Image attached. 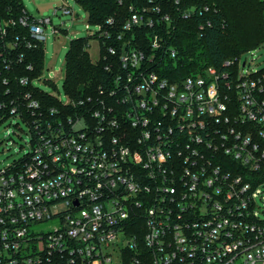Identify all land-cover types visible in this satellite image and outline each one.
I'll return each instance as SVG.
<instances>
[{
	"label": "built area",
	"instance_id": "obj_1",
	"mask_svg": "<svg viewBox=\"0 0 264 264\" xmlns=\"http://www.w3.org/2000/svg\"><path fill=\"white\" fill-rule=\"evenodd\" d=\"M50 21L0 4V122L29 128L26 154L0 168V264H264V71L241 72L239 56L222 64L234 78L163 76L151 64L161 48L176 56L165 42L178 20L130 5L117 33L112 17L90 30L110 72L98 93L46 105L41 72L20 63Z\"/></svg>",
	"mask_w": 264,
	"mask_h": 264
},
{
	"label": "trees",
	"instance_id": "obj_2",
	"mask_svg": "<svg viewBox=\"0 0 264 264\" xmlns=\"http://www.w3.org/2000/svg\"><path fill=\"white\" fill-rule=\"evenodd\" d=\"M87 13V21L91 24L104 23L109 17L117 24L115 33L120 31L121 24L129 15V6H149L157 4L163 10H169L172 17L177 18L176 28L172 36L166 40L165 46L176 49L175 57H171L161 49L156 50L151 68L172 80L190 74L202 72L205 67L213 66L218 71H230L234 78L238 71L234 63L230 67L223 66L225 60H233L242 52L264 43V0H76ZM1 5H9L13 12L21 14L25 8L21 0H0ZM207 5L208 10L203 7ZM195 7V11L187 18L180 16L179 10L184 7ZM199 8L202 9L201 13ZM207 21L210 24H207ZM203 24V28L200 25ZM61 30V29H58ZM64 31V30H61ZM151 28L137 31V42L147 53L150 49ZM94 36L71 39L66 54L65 91L69 98L79 100L98 93V86L106 81L110 72L104 70L106 60L100 58L93 62L87 51L89 40ZM116 45L115 39L109 41ZM102 53L105 52L104 48ZM43 44L37 43L26 50L20 63L21 73L24 67L32 63L33 74L43 69ZM264 71V69H261ZM34 95L46 105L61 106L56 97L34 86ZM230 92V91H229ZM230 94L236 95L234 90Z\"/></svg>",
	"mask_w": 264,
	"mask_h": 264
},
{
	"label": "rangeland",
	"instance_id": "obj_3",
	"mask_svg": "<svg viewBox=\"0 0 264 264\" xmlns=\"http://www.w3.org/2000/svg\"><path fill=\"white\" fill-rule=\"evenodd\" d=\"M21 2L33 17L37 19L49 17L51 20L44 24L46 37L43 41V69L41 78L35 86L65 102L68 99L64 86L66 54L70 41L89 35L90 30H95V26L88 23L86 11L76 0H21ZM65 7L72 12L64 13ZM86 24L89 25V30L86 29ZM87 51L92 61L98 59L99 43L96 37L89 40ZM243 62L246 63L245 67H241ZM239 64L243 73L264 69V43L242 52ZM28 141L29 128L23 119L12 117L0 122V168L23 158L28 151ZM255 203L256 215L260 220H264V186L258 188Z\"/></svg>",
	"mask_w": 264,
	"mask_h": 264
}]
</instances>
